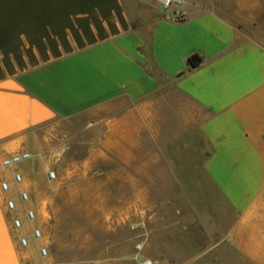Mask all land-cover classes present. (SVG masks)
<instances>
[{"label": "crops", "instance_id": "0c3cea01", "mask_svg": "<svg viewBox=\"0 0 264 264\" xmlns=\"http://www.w3.org/2000/svg\"><path fill=\"white\" fill-rule=\"evenodd\" d=\"M83 115L98 156L141 174L149 158L184 192L159 264H264V0H0V179ZM6 213L0 190V264H28Z\"/></svg>", "mask_w": 264, "mask_h": 264}, {"label": "rangeland", "instance_id": "374dc122", "mask_svg": "<svg viewBox=\"0 0 264 264\" xmlns=\"http://www.w3.org/2000/svg\"><path fill=\"white\" fill-rule=\"evenodd\" d=\"M91 127L85 115L55 121L28 150L33 158L21 167L24 187L49 256L42 259L30 236L32 247L22 250L27 263L137 264L151 259L159 264L167 237L182 241L183 221L172 212L182 209L184 192L164 165L147 164L149 158H144L141 174L118 159L98 156L104 149L101 131ZM154 148L150 142L139 145L143 151ZM13 237L17 241L18 233Z\"/></svg>", "mask_w": 264, "mask_h": 264}, {"label": "built area", "instance_id": "2783aa9c", "mask_svg": "<svg viewBox=\"0 0 264 264\" xmlns=\"http://www.w3.org/2000/svg\"><path fill=\"white\" fill-rule=\"evenodd\" d=\"M175 0L162 1L165 10H169ZM168 19L174 23H182L186 21L184 13H170ZM32 154L29 152H20L4 157L1 163L3 176L0 179V190L6 197V208L11 216L12 228L18 233V242L22 249L32 247L30 236L38 243L40 255L45 261L48 256V250L41 245L43 234L36 227L37 213L32 206L30 193L25 189V176L21 171V167L32 161ZM55 177L54 174L51 175ZM139 250L142 247L139 246ZM137 264H156L151 259L139 261Z\"/></svg>", "mask_w": 264, "mask_h": 264}, {"label": "trees", "instance_id": "16d2710c", "mask_svg": "<svg viewBox=\"0 0 264 264\" xmlns=\"http://www.w3.org/2000/svg\"><path fill=\"white\" fill-rule=\"evenodd\" d=\"M202 63V58L200 57V55L195 54L192 55L191 57H189L188 59V65L194 69V68H198Z\"/></svg>", "mask_w": 264, "mask_h": 264}, {"label": "bare ground", "instance_id": "6f19581e", "mask_svg": "<svg viewBox=\"0 0 264 264\" xmlns=\"http://www.w3.org/2000/svg\"><path fill=\"white\" fill-rule=\"evenodd\" d=\"M160 1H164V0H160Z\"/></svg>", "mask_w": 264, "mask_h": 264}]
</instances>
